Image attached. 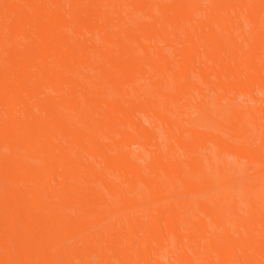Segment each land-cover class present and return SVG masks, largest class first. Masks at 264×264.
Segmentation results:
<instances>
[{
	"label": "bare ground",
	"instance_id": "obj_1",
	"mask_svg": "<svg viewBox=\"0 0 264 264\" xmlns=\"http://www.w3.org/2000/svg\"><path fill=\"white\" fill-rule=\"evenodd\" d=\"M0 264H264V0H3Z\"/></svg>",
	"mask_w": 264,
	"mask_h": 264
},
{
	"label": "rangeland",
	"instance_id": "obj_2",
	"mask_svg": "<svg viewBox=\"0 0 264 264\" xmlns=\"http://www.w3.org/2000/svg\"><path fill=\"white\" fill-rule=\"evenodd\" d=\"M1 4H3V0H0V6H1ZM9 4L12 5L11 2H10ZM254 92H255V91H254ZM254 92H253V94H254ZM257 93H258V94H257ZM256 94H257L258 96L260 95L259 92H255L254 95H256ZM238 95H239V94H237V96H236V98L238 97V100L244 99L243 95H239V96H238Z\"/></svg>",
	"mask_w": 264,
	"mask_h": 264
}]
</instances>
